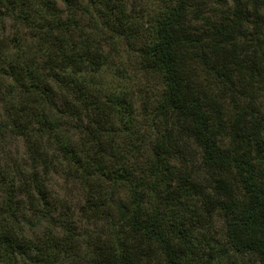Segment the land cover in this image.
<instances>
[{"label":"trees","instance_id":"16d2710c","mask_svg":"<svg viewBox=\"0 0 264 264\" xmlns=\"http://www.w3.org/2000/svg\"><path fill=\"white\" fill-rule=\"evenodd\" d=\"M123 51L157 82L141 116L107 79ZM245 258L264 264V0H0V264Z\"/></svg>","mask_w":264,"mask_h":264},{"label":"rangeland","instance_id":"374dc122","mask_svg":"<svg viewBox=\"0 0 264 264\" xmlns=\"http://www.w3.org/2000/svg\"><path fill=\"white\" fill-rule=\"evenodd\" d=\"M61 5V2H59ZM141 9L143 12H148L151 10V7H146L145 4H142ZM5 32L4 33L8 38L14 33L12 28V21L7 20L5 22ZM20 33H24L21 30ZM116 62L114 69L110 70L107 79L111 81L118 74L122 78H126L129 81V85L134 89V101L136 114L141 116V103L145 102V96L150 95L155 89V79L151 78L148 74L139 70L137 62L135 63L134 56L123 51L120 57H116ZM4 141L6 142L5 151L7 156V162L11 164L21 165L23 159L25 158V147L21 140L15 139L12 136H7ZM48 187L52 194L59 196L61 199H65L67 205L77 207L78 204L83 202V195L81 191L71 182L66 183L64 180L63 174L51 171L47 181ZM82 195V196H81ZM223 222L219 217L214 218L212 223V235L219 241H222L223 236ZM247 258L244 259L243 264H248Z\"/></svg>","mask_w":264,"mask_h":264}]
</instances>
